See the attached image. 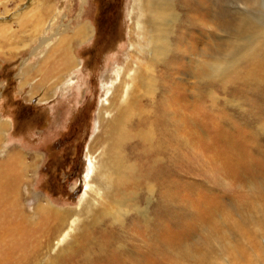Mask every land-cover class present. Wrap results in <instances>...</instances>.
Wrapping results in <instances>:
<instances>
[{
  "label": "rangeland",
  "instance_id": "obj_1",
  "mask_svg": "<svg viewBox=\"0 0 264 264\" xmlns=\"http://www.w3.org/2000/svg\"><path fill=\"white\" fill-rule=\"evenodd\" d=\"M180 1L161 13L157 40L144 43L135 0H0V164L19 153L21 210L49 231L27 264H68L70 254L51 257L72 233L71 264H135L138 254H155L156 264H264V0H190L193 13ZM33 14L43 17L40 28ZM81 25L89 36L69 44L77 64L43 78L59 38ZM152 51L163 63L134 82L144 98L133 115L154 102L162 119L173 114L172 126L163 120L164 147L147 164L133 130L121 150L134 171L123 168L120 178L133 176L134 186L110 177V168L93 178L90 154L104 148L107 167L113 156L102 130L110 114L99 123L111 77L124 66L126 81L136 76ZM156 157L161 173L153 176ZM124 193L123 222L112 223L107 196L124 201ZM39 203L45 220L34 212ZM100 235L104 248L92 241Z\"/></svg>",
  "mask_w": 264,
  "mask_h": 264
},
{
  "label": "bare ground",
  "instance_id": "obj_2",
  "mask_svg": "<svg viewBox=\"0 0 264 264\" xmlns=\"http://www.w3.org/2000/svg\"><path fill=\"white\" fill-rule=\"evenodd\" d=\"M171 1L172 0H135L133 11L134 10L137 11L134 14V16L136 17L138 22V32L142 34L143 37L142 42L149 43V42H155L157 40L159 24L162 18L161 13L165 10L167 11L169 10V5ZM180 3H181L180 5L185 6L184 8L187 11H190L191 13L194 12L195 10L193 8L194 4L190 2V0L188 2L187 0H185V3L183 1H180ZM200 4H201V8H203L202 11L204 13L205 3L200 2L199 5ZM191 13H187V14H191ZM34 16L32 21H34L35 27L40 28L42 22H44V19L43 17L41 19L40 15L37 16L34 15ZM131 18H132V14H131ZM200 20L202 21V15L200 16ZM89 33H90L89 27L87 25H81L79 26V28L74 30L73 35L69 39L61 36L58 42L59 45L53 47V52H55L56 55H58V59L55 60L53 69L51 66L50 69H52V71L51 70L48 71L46 76L45 77L43 76V78L49 79L53 75V71L60 72L61 70H66L74 67L75 64L77 63L73 56V53L70 51L69 44L70 42L72 41L74 42L76 40L82 41L84 38H86V36ZM145 61L146 64L144 65V67H139L138 69L137 68L134 69L132 73L136 76H130L128 81H126V77L130 73V71L126 68V66L122 67L121 70L119 68L116 71L115 75L111 77L110 87H108L107 90L109 91V93L105 97L104 99L105 101L101 105V110L103 109L104 111L99 112V120H100L99 123L101 126L102 125L101 123L104 118L103 112L104 113L107 112L110 114L108 124H105L102 130L110 138V142L108 143V150L113 154V156L111 159V163L108 164L107 167V163L105 161L106 155L104 152V148H102V150L98 152L99 153L98 157H96L95 155L93 156V154H90L91 159L89 158V162L92 170H94L97 167V172L95 173V177L93 178H97L99 173L103 171L104 168H110V173H109L110 177H112V173H117V175L119 176V182L127 183V185L129 186L131 185L134 186L135 184L134 182H136V179H132L134 178L133 176L125 175L124 179H122V177L120 178V174L123 168L128 169L130 171H134L131 165L128 166L125 165L126 162L124 163V158H125L124 156L126 155V152L121 150L123 146L122 142L126 141V135H129L133 130L136 131L132 135L136 138L138 143L142 144L143 147L140 150L137 149L138 151L136 152V154L137 156H139L138 158H144L147 164L153 159L154 155L157 156L159 154L158 152H160L161 149L164 147V144H162L160 140V137L166 134L163 130L164 122L166 119L172 126L174 123L173 114H169V116L167 115L166 118L163 117L162 119L158 110L159 108L154 102L150 108H148L143 112V114L133 115L134 105L137 103V96L144 98V95L141 92H139L138 87L134 85V82L136 80L149 79L154 77L155 76L154 67L156 66V64L161 63L163 61V58L161 57L159 51H152L149 53V58L145 59ZM233 69L235 70V68ZM42 81L44 83V80ZM126 84H129V86L126 87ZM170 99H172L170 101V104L172 105L173 109H175L174 99L172 97H170ZM3 124L0 123V131H2L4 127ZM154 125L158 127L157 137L155 138V140L151 134ZM167 131H169L172 134L174 129L173 130L168 129ZM174 133L176 134L175 131L173 132V135ZM20 159L21 158L19 153L13 151V153L10 154L8 153L3 163L0 164V264H27L26 261L28 260L29 257L35 254V250H37L42 245V243H46V238L45 239L43 238L40 242L39 240L40 237H44V236L46 237L45 233L49 232L44 225H40V224L35 225L34 222L28 216L29 214L27 215L25 210L24 211L21 210V206H20L21 200L19 197V187L21 181L18 173L19 174L22 173L21 171L22 169H20L18 165L15 166V162L21 161ZM156 159L157 157L154 160L155 165H153L151 171L155 174L153 176H158L161 173V167L157 165ZM129 177L131 180L129 179ZM89 189H90L89 191L92 190L91 193H93V191L95 190L94 186ZM87 194L88 192H85L83 200L88 197ZM99 194L101 197L102 192H99ZM107 198L109 204L108 206L106 205L104 210L106 211L107 209L109 216L112 217L111 220L112 223L113 221L122 223L125 211L127 209V202H125V198H127V194L125 193L123 194L122 199H124V201L123 200L113 201L110 200L108 196ZM128 204L129 206H131V209H133L134 207L135 209H137V205L134 201H130V203ZM100 205L103 206V204ZM99 210L100 207L95 206L93 208L94 214ZM144 211L142 210L140 212L144 215V217H146V213ZM34 212L37 216H41L43 220H45V218H47L48 208L45 204L39 203L38 205H36ZM94 214L92 215L93 217ZM75 230L76 229H73V231ZM74 234L75 233L69 235L67 241L64 242V245L63 246L61 245L58 252L53 257H51V259L61 258L70 254V256L66 258V260L68 264H71L69 258L71 259L73 254L78 252V251H72L75 247H78V242L75 245H73L75 240H77V237H75L76 234L75 235ZM104 235L107 236L106 234ZM101 236L103 235H100L99 237L97 236L94 237L92 241L94 239H97V242L94 244H98L97 245L98 247L104 248V245L100 239ZM47 241H49L48 237H47ZM60 243L63 244V241H61ZM57 245L59 246L58 242ZM42 246L44 247L45 245L43 244ZM154 246L156 247L157 243L154 244ZM37 255L38 253H36V256L34 255V257L36 258ZM152 256L154 257L155 254L154 255L147 254V256L145 255L143 257H141V254L135 256L132 255V258L135 264H139V262H145L146 264V257H147V262H150ZM80 258L81 257L73 258V259H76L77 264L92 263V262H88V259H90V257L85 259H80ZM117 260L118 263H112V261L110 260L108 261L109 264L127 263L122 258L117 257ZM155 261L156 258H154L151 264H156Z\"/></svg>",
  "mask_w": 264,
  "mask_h": 264
}]
</instances>
